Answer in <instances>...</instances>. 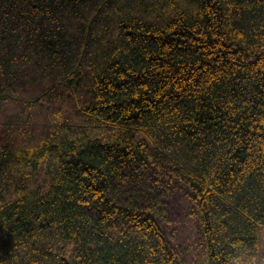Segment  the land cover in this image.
Listing matches in <instances>:
<instances>
[{"label": "trees", "instance_id": "16d2710c", "mask_svg": "<svg viewBox=\"0 0 264 264\" xmlns=\"http://www.w3.org/2000/svg\"><path fill=\"white\" fill-rule=\"evenodd\" d=\"M263 228L264 0H0V264H257Z\"/></svg>", "mask_w": 264, "mask_h": 264}, {"label": "rangeland", "instance_id": "374dc122", "mask_svg": "<svg viewBox=\"0 0 264 264\" xmlns=\"http://www.w3.org/2000/svg\"><path fill=\"white\" fill-rule=\"evenodd\" d=\"M169 205L164 219H161L166 233L173 246L196 254L199 247V234L196 226V215L188 192L181 183L173 187ZM261 246L256 263H264V228L261 233Z\"/></svg>", "mask_w": 264, "mask_h": 264}]
</instances>
